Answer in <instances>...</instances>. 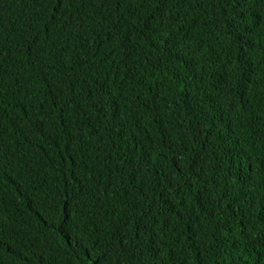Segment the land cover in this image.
<instances>
[{"label":"trees","instance_id":"16d2710c","mask_svg":"<svg viewBox=\"0 0 264 264\" xmlns=\"http://www.w3.org/2000/svg\"><path fill=\"white\" fill-rule=\"evenodd\" d=\"M0 264H264V0H0Z\"/></svg>","mask_w":264,"mask_h":264}]
</instances>
